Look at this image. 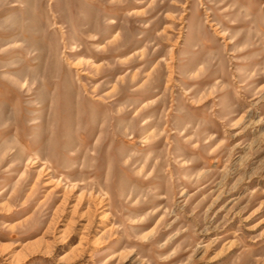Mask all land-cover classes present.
<instances>
[{"label":"rangeland","instance_id":"374dc122","mask_svg":"<svg viewBox=\"0 0 264 264\" xmlns=\"http://www.w3.org/2000/svg\"><path fill=\"white\" fill-rule=\"evenodd\" d=\"M0 264H264V0H0Z\"/></svg>","mask_w":264,"mask_h":264},{"label":"bare ground","instance_id":"6f19581e","mask_svg":"<svg viewBox=\"0 0 264 264\" xmlns=\"http://www.w3.org/2000/svg\"><path fill=\"white\" fill-rule=\"evenodd\" d=\"M114 28V27H113ZM79 196V195H78ZM80 198H81V196H80Z\"/></svg>","mask_w":264,"mask_h":264}]
</instances>
